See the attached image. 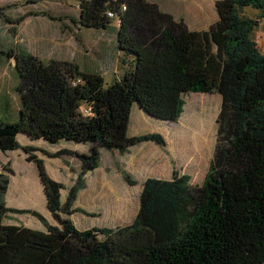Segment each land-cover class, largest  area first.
I'll list each match as a JSON object with an SVG mask.
<instances>
[{
	"label": "trees",
	"instance_id": "16d2710c",
	"mask_svg": "<svg viewBox=\"0 0 264 264\" xmlns=\"http://www.w3.org/2000/svg\"><path fill=\"white\" fill-rule=\"evenodd\" d=\"M76 2L77 25L116 30L128 71L106 85L99 71L45 62L22 45L0 49L15 57L17 75L13 96L0 102V150L22 148L19 135L86 144L89 154H79L83 176L101 165L103 149L125 153L147 141L165 144L159 132L129 134L135 106L140 121L173 124L184 111V94L200 92L222 98L214 157L201 185L176 169L171 178L148 177L132 223L81 230L65 215L83 182L64 200L63 184L31 153L33 146L23 147L38 166L58 224L40 230L6 223L17 209L0 200V264H264V52L251 36L264 18V0H216L218 19L208 29H191L152 0ZM246 7L259 13L252 17ZM1 176L6 193L10 178Z\"/></svg>",
	"mask_w": 264,
	"mask_h": 264
},
{
	"label": "rangeland",
	"instance_id": "374dc122",
	"mask_svg": "<svg viewBox=\"0 0 264 264\" xmlns=\"http://www.w3.org/2000/svg\"><path fill=\"white\" fill-rule=\"evenodd\" d=\"M160 1L175 17L185 19L191 29H208L218 19L216 0ZM245 10L252 17L259 13L253 7ZM79 13L76 0H0V49L10 52L22 45L45 62L68 61L81 69L99 71L104 75L106 85H110L128 71L129 60L118 53L115 29L82 28L73 21L78 20ZM7 18L19 23H9ZM251 36L264 52V18ZM15 64V57L0 53V102L6 93L13 96L12 88L17 81ZM184 99V111L178 122L159 124L163 126L145 119V122L140 121L136 115L139 109L136 106L133 109L134 121L129 134L159 132L165 138L164 145L147 141L125 153L103 149L101 165L83 176L79 154H89L88 145L67 141L57 144L43 140L32 142L24 135H19V142L23 147L33 146L35 149L31 153L43 159L49 175L63 184L64 200L71 187L83 182L72 214L65 215L79 229L121 227L136 218L143 184L148 177L171 178L176 169L180 174L191 175L193 184L201 185L209 171L217 143L221 95L190 92L184 94ZM23 147L0 150V183L1 175L10 178L7 192L0 191V200L7 207L17 209L8 213L5 222L45 230L47 223L58 222L48 209L38 166L28 160V152ZM62 149L73 153L60 157L49 155ZM33 212L41 214L46 221Z\"/></svg>",
	"mask_w": 264,
	"mask_h": 264
},
{
	"label": "crops",
	"instance_id": "0c3cea01",
	"mask_svg": "<svg viewBox=\"0 0 264 264\" xmlns=\"http://www.w3.org/2000/svg\"><path fill=\"white\" fill-rule=\"evenodd\" d=\"M152 1H156L157 3H159L162 9H164V10H166V11H169V10H170V9H167V8L165 7V5H163V3H162L160 0H152ZM169 12H171V10H170Z\"/></svg>",
	"mask_w": 264,
	"mask_h": 264
}]
</instances>
